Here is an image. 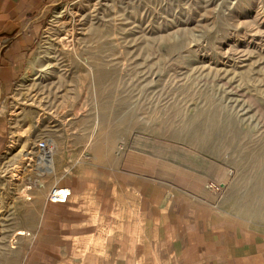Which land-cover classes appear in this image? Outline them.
Returning <instances> with one entry per match:
<instances>
[{"label":"rangeland","instance_id":"1","mask_svg":"<svg viewBox=\"0 0 264 264\" xmlns=\"http://www.w3.org/2000/svg\"><path fill=\"white\" fill-rule=\"evenodd\" d=\"M36 18L30 65L0 93V256L30 235L16 206L34 189L134 153L224 166V214L264 233L249 161L264 154V0H52Z\"/></svg>","mask_w":264,"mask_h":264},{"label":"crops","instance_id":"2","mask_svg":"<svg viewBox=\"0 0 264 264\" xmlns=\"http://www.w3.org/2000/svg\"><path fill=\"white\" fill-rule=\"evenodd\" d=\"M51 1L0 0V93L28 69L36 16ZM7 135L0 120V156ZM200 162L204 169L134 153L117 170L65 173L19 201L15 228L30 235L0 264H264V233L220 205L227 170ZM51 190L67 191L66 200H50Z\"/></svg>","mask_w":264,"mask_h":264},{"label":"bare ground","instance_id":"3","mask_svg":"<svg viewBox=\"0 0 264 264\" xmlns=\"http://www.w3.org/2000/svg\"><path fill=\"white\" fill-rule=\"evenodd\" d=\"M100 60L98 61V64L100 65L101 63H99ZM101 75H104V72H100ZM215 77L216 78H219L220 77V74H215ZM244 112V110H242ZM232 119L233 117L230 116L228 121H231L232 122ZM231 126H233V129H234V126L235 124H232ZM235 131V129H234ZM238 137V136H237ZM257 139H260V136L257 137ZM236 139H234L235 141ZM251 155L250 156V171H251V174L252 175H255L256 178H262L264 177V154L261 153L259 150H255V151H252V152H249ZM45 161V165H49L50 163V156L49 155H46V158L44 159ZM210 187H214V186H210ZM232 189V187H231ZM56 195H59V196H63L65 194V190H57L56 191ZM23 234V233H21Z\"/></svg>","mask_w":264,"mask_h":264},{"label":"built area","instance_id":"4","mask_svg":"<svg viewBox=\"0 0 264 264\" xmlns=\"http://www.w3.org/2000/svg\"><path fill=\"white\" fill-rule=\"evenodd\" d=\"M37 146L40 150V153L41 154H47L49 152V147L47 146V144L44 142V141H39L37 143ZM210 186H214L213 183H209L208 184V187ZM57 190H53L51 193H50V196L49 198L52 200V201H59V202H64L66 200V197L68 195V192L66 191L65 194L63 196H59V195H56V192Z\"/></svg>","mask_w":264,"mask_h":264}]
</instances>
